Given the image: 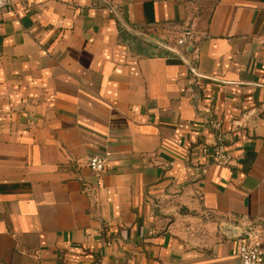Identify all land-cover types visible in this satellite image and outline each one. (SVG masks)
Instances as JSON below:
<instances>
[{
  "label": "crops",
  "instance_id": "obj_1",
  "mask_svg": "<svg viewBox=\"0 0 264 264\" xmlns=\"http://www.w3.org/2000/svg\"><path fill=\"white\" fill-rule=\"evenodd\" d=\"M186 28V57L151 41ZM244 222L264 264V0L0 13V264H240L223 227Z\"/></svg>",
  "mask_w": 264,
  "mask_h": 264
},
{
  "label": "built area",
  "instance_id": "obj_2",
  "mask_svg": "<svg viewBox=\"0 0 264 264\" xmlns=\"http://www.w3.org/2000/svg\"><path fill=\"white\" fill-rule=\"evenodd\" d=\"M15 1L16 0H0V13L4 9L12 8ZM197 39V35L193 29H184V31L176 38V46L174 47L177 51L176 53H180V49L192 44L194 41L196 42ZM208 123L214 130H219L221 128V122L216 119H211ZM211 161L220 166H231L234 162L232 156L223 144H219L215 147L212 153ZM85 163L99 179L106 172L107 160L102 156H89L85 159ZM92 193V190L88 191L89 195H92ZM237 228L239 231L238 256L240 264H261V228L257 224L251 225L248 222H244Z\"/></svg>",
  "mask_w": 264,
  "mask_h": 264
},
{
  "label": "water",
  "instance_id": "obj_3",
  "mask_svg": "<svg viewBox=\"0 0 264 264\" xmlns=\"http://www.w3.org/2000/svg\"><path fill=\"white\" fill-rule=\"evenodd\" d=\"M151 41H153L154 43H156V44H158V45H160V46H162V47H165V48H167V49H169V50H171V51H173V52H177L175 49H172V48H169V47H167V46H164L163 44H161V43H159V42H157V41H154V40H151ZM223 231L227 234V235H229V236H238V233H239V231H238V228H236L235 226H232V225H225L224 227H223Z\"/></svg>",
  "mask_w": 264,
  "mask_h": 264
},
{
  "label": "trees",
  "instance_id": "obj_4",
  "mask_svg": "<svg viewBox=\"0 0 264 264\" xmlns=\"http://www.w3.org/2000/svg\"><path fill=\"white\" fill-rule=\"evenodd\" d=\"M195 47H196V42L194 41V42H192V44H189L188 46L180 49V53L173 52L171 50L166 49L165 47H164V49H166L167 51L173 53L174 55H177V56L182 55V56L186 57L189 53H191L194 50Z\"/></svg>",
  "mask_w": 264,
  "mask_h": 264
}]
</instances>
